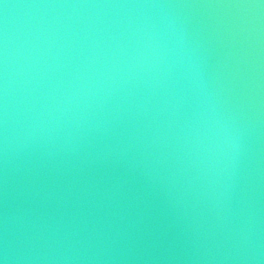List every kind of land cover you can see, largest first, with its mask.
Listing matches in <instances>:
<instances>
[{"label":"water","instance_id":"1","mask_svg":"<svg viewBox=\"0 0 264 264\" xmlns=\"http://www.w3.org/2000/svg\"><path fill=\"white\" fill-rule=\"evenodd\" d=\"M5 214L9 264H264L261 0H0Z\"/></svg>","mask_w":264,"mask_h":264},{"label":"clouds","instance_id":"2","mask_svg":"<svg viewBox=\"0 0 264 264\" xmlns=\"http://www.w3.org/2000/svg\"><path fill=\"white\" fill-rule=\"evenodd\" d=\"M80 5H73V7ZM90 6H110V7H138V8H171L178 7V5H168V4H136V5H90ZM264 6V3H262ZM154 39V37H150ZM153 47L152 45H149ZM153 51L157 52L159 55V50L153 47ZM186 65V79L188 81V86L190 87L194 95L205 94L206 82L204 79V74L202 69L198 66V63L194 56H189L185 61ZM6 77V72H5ZM5 99L7 97V82L5 80ZM211 93L205 94L204 103H207V99L210 98ZM7 124L6 118V108H5V125ZM213 147L220 150V155L226 157L229 160L234 161L241 148L242 140V130L236 125L231 119H226L220 115H214L212 120L213 130ZM7 150H8V136L7 127H5L4 134V151H5V162H7ZM15 257L12 255V249L10 248L8 240V230H7V214H5L4 221V233L3 238L0 240V264H9L10 260Z\"/></svg>","mask_w":264,"mask_h":264},{"label":"snow or ice","instance_id":"3","mask_svg":"<svg viewBox=\"0 0 264 264\" xmlns=\"http://www.w3.org/2000/svg\"><path fill=\"white\" fill-rule=\"evenodd\" d=\"M261 3H264V0H261ZM250 6H253V5H250Z\"/></svg>","mask_w":264,"mask_h":264}]
</instances>
